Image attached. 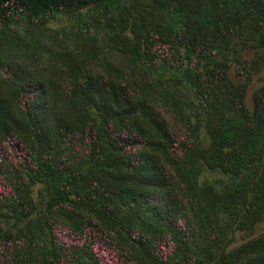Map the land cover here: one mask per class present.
<instances>
[{
  "label": "trees",
  "instance_id": "trees-1",
  "mask_svg": "<svg viewBox=\"0 0 264 264\" xmlns=\"http://www.w3.org/2000/svg\"><path fill=\"white\" fill-rule=\"evenodd\" d=\"M160 3L0 0V264H264V0Z\"/></svg>",
  "mask_w": 264,
  "mask_h": 264
},
{
  "label": "rangeland",
  "instance_id": "rangeland-1",
  "mask_svg": "<svg viewBox=\"0 0 264 264\" xmlns=\"http://www.w3.org/2000/svg\"><path fill=\"white\" fill-rule=\"evenodd\" d=\"M148 2L149 4H155L160 5L162 0H143ZM89 27H90V33L97 38L99 41H108L109 35L105 33L104 28L100 25V21L102 20L99 13L96 11H90L89 10ZM46 24L53 28H61V27H73L75 26L76 22L73 16L67 15V14H61L55 17L50 18ZM254 50H250L246 55H248L250 58H252L254 55ZM254 64L255 70L251 71V78L249 80V88L247 92V101L250 102L251 99V92L252 90L260 84V82L264 79V59H260L258 63L255 61L253 62L252 59H249V64ZM203 177H206V179L210 181H215L217 179H220L223 175L222 172L219 169H207L205 168L203 171ZM264 230V224H258L256 227V230H254L255 233ZM246 236L242 232H236L235 235L232 237L230 244L237 243L243 239H245Z\"/></svg>",
  "mask_w": 264,
  "mask_h": 264
}]
</instances>
